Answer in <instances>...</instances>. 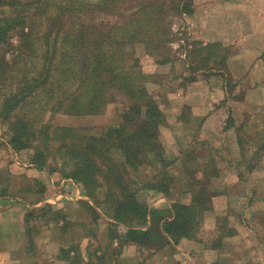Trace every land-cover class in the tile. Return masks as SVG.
<instances>
[{"label":"trees","instance_id":"obj_1","mask_svg":"<svg viewBox=\"0 0 264 264\" xmlns=\"http://www.w3.org/2000/svg\"><path fill=\"white\" fill-rule=\"evenodd\" d=\"M119 1L124 0H0V46L10 44V33L22 32L19 49L12 54L13 60L35 59L29 69L11 70L19 74L20 80L16 83L21 85L15 92L10 90L13 97L21 94L23 101L48 88L43 108L49 113L98 115L113 104L119 107L120 116L117 123L107 125L100 134L47 123L36 126V122L21 120V135L10 136L8 143L16 150H25L28 163L37 171L50 166L47 165L50 157L62 178L81 184L83 194L96 206H107V214L116 222L108 223L109 237L121 245L120 251L126 245L163 249L171 239L193 237L199 215L210 207L212 192L207 180H190L192 198L188 205L173 203L170 208L163 204L150 211L148 203L139 196L141 190L171 195L174 191L171 166L176 159L160 140V128L165 125L166 118L147 88L149 76L134 51L138 41L147 42L138 37L140 30L127 32L119 38L117 32L96 31L92 20L84 25L85 28L75 20L80 19V15L91 19L94 12L116 13ZM153 1L138 4L129 12L130 16L146 14V6L153 11ZM158 7L155 6L160 10ZM168 61L170 59L163 58L156 62ZM7 64V55L0 52V81L4 84ZM10 99L3 103L6 116L10 111L7 109ZM243 140L239 138L242 154ZM185 167L186 172L198 170ZM100 188H103L102 200H98ZM79 203L97 214L88 201ZM46 211L55 213L53 223L65 233L66 218L61 210H54L50 204L28 208L26 223L30 215ZM118 224L130 228L118 232ZM69 243L59 249V257L69 264H77L80 257L71 254L73 243Z\"/></svg>","mask_w":264,"mask_h":264},{"label":"crops","instance_id":"obj_2","mask_svg":"<svg viewBox=\"0 0 264 264\" xmlns=\"http://www.w3.org/2000/svg\"><path fill=\"white\" fill-rule=\"evenodd\" d=\"M191 2L188 21L191 24L190 45L194 46L188 49L183 59L180 57L185 64L180 75L173 77L175 66L171 61L162 64L149 62L143 66V71L147 69L145 71L150 74L153 83L158 82L160 72H163V79L176 82L172 89L168 88L164 92L169 96L170 102H157L166 118L165 125L160 128V140L176 158L171 166L173 175L175 166L182 165L186 171L187 162L184 159L186 154L192 152L191 147L195 149L191 155L197 156L196 160L200 165L207 164L205 154H199V150L203 148L212 150L219 162L214 161L210 173L203 169L188 174L190 180H207L210 184V207L203 214L205 235L198 240L171 239V243L162 249L161 255L166 264H264V235L257 238L254 231L256 227L264 228V222L258 225L264 212V187L261 183L264 181V155L256 159L254 168L247 173L254 177V185L248 184L241 170L236 169L231 162L232 159L239 163L242 159L239 138L252 140L260 133L264 137V0ZM190 54L195 55L192 64L186 66L185 60ZM176 105L179 108L185 107L190 118L183 117L180 111L176 112ZM237 105L244 106L239 114ZM237 115L250 120L244 123L237 119ZM191 117L199 119L198 126H192L189 121L193 120ZM179 131L188 136L182 146L175 139V134ZM200 141L204 146H200ZM26 166L32 165L28 163ZM223 169L227 172V179L223 178ZM224 180H229L232 186L221 192L217 188ZM63 183L77 187L75 190L73 188L75 198L66 193L64 197L70 201L85 200L92 204V200L83 194L74 180L62 178L61 185ZM61 185L58 187L61 188ZM185 188L177 189L168 197L160 194L159 198L170 208L173 203L188 205L192 191ZM47 196L40 197L31 206L38 208L45 205V202H50L51 206L57 203L58 196H50L52 199ZM252 198L259 203L257 206L255 201L250 203ZM21 202L24 209L31 204L22 198ZM22 216L21 213V226L17 228L18 239L15 241V236L12 239L17 246L5 247L0 261L6 264H39L25 249ZM219 217H226L230 233L222 237V241L215 246L206 229H209L208 233H213L218 227ZM16 222L17 220H13L12 223L18 225ZM224 241L232 245L228 252L223 249ZM47 263L67 264L57 255H53Z\"/></svg>","mask_w":264,"mask_h":264},{"label":"rangeland","instance_id":"obj_3","mask_svg":"<svg viewBox=\"0 0 264 264\" xmlns=\"http://www.w3.org/2000/svg\"><path fill=\"white\" fill-rule=\"evenodd\" d=\"M153 2H155V6L159 5L158 9H161L157 10L155 6H153V11H150L147 8L148 6H146V14H142L141 16L137 14L130 16L129 12L134 10L138 4H148L149 0L119 1L116 6V13L109 11L94 12L90 16L91 19L87 20L84 16L80 15V19L75 18V20L81 25V27L86 24L89 25L90 20H92V25L96 31L117 32L116 34L119 38H123L124 34H127V32H137V30H140L137 32V34H139L138 37L144 39L147 43L141 44L138 41L135 44L134 51L136 57L141 61L142 69L143 66L148 65L149 62H152L153 64L157 63L156 61L166 58L170 59L171 63L175 66L173 77H178L181 70L185 67L184 62L180 57L183 59V55H186L188 49L194 46L190 45L191 24H189L188 21V13L190 12L192 2L191 0H154ZM179 8L181 11H178ZM141 19L143 20L142 22H137V20ZM83 28H85V26ZM86 31L89 32L88 29H86ZM10 35V44L7 45V43L0 46V52H4L9 60V64H7L8 66L5 69V84L0 81V242L10 241V243H0V252H2L0 255L4 254L5 247L17 246L15 241L18 239L17 228L21 226L22 213L25 249L33 255L36 263L48 264L47 261L50 260L53 255L59 257V249L62 246L67 247L70 244L69 242H71L73 243L71 254L80 257L77 264H166L167 262L165 263V258H162L161 255L162 249H147L135 245H126L124 247L122 246V250L120 251L121 248L119 247L121 245L117 243L116 239H113V242L109 237L108 223L116 224V222L107 214L106 211L109 210L107 206L101 208L96 206L92 201L91 205L97 212V215L78 201H70V199L64 197V194H70L75 198L74 190L77 189V187L66 183L61 185L62 177L58 172V168H55L54 161L50 157L47 161V165L50 166L43 168V171H37L33 166H26L28 161L27 152L25 150H16L8 143L10 136L14 134L21 135V120L36 122L38 123L36 126H41L42 123H47L52 126L80 128L83 129L82 132L93 134H100L107 125L117 123L120 120L118 111L119 107H116L113 104H109L104 112L98 115L74 116L64 115L62 113H49L48 109L43 108V105L45 104V93L48 88L35 95L29 96L23 101H21V94L13 97L10 90L15 92L17 91L18 86L21 88V85L16 83L20 80V76L18 77L19 74L15 75L11 73V70L19 69L21 72V67L29 69L31 61H34L35 59L32 58L33 60L30 59L27 60V62H21L20 57L13 60L12 54L19 49L17 46L21 44L22 32H12ZM194 55L195 54H190L187 57V61L185 60L186 66L192 64V58H194ZM180 61H182V63ZM200 65L202 67L204 66V64ZM38 67H36V69H38ZM145 70L144 72L149 76L147 88L154 100L160 104H168L170 99L169 96L167 97V94H164V92H166L168 88L172 89L176 82H173V80L168 82L163 79V77H161L163 76V72H160L158 82L153 83L152 77ZM169 77H171V75ZM167 83H170L169 86H167ZM9 97H11V99L9 100L10 103L7 109L10 111L8 116H6L5 111L3 112L2 109L3 103L6 102ZM19 98V102L16 103ZM243 108L244 106L237 105V114H239L240 110L242 111ZM175 111H180V113L183 114L182 116L187 119L190 118L189 111H187L185 107L179 108L176 105ZM236 117L239 120H243L244 123L248 120L241 115H237ZM191 119L193 120L189 121L192 126H198L199 119L192 117ZM32 126L33 125L31 124V129L33 128ZM261 135L263 134H258L257 137H253L252 140L245 139L242 141L244 152L239 163L237 160L231 159L232 165L236 169L241 170L245 181H248L247 183L250 185H254L256 182L253 180L254 177H250L251 173L249 175L247 173L251 170V167L253 168L255 166L256 159L264 155V137ZM259 136H261V138H259ZM175 139L182 146L186 139H188V136L182 131H179L175 134ZM196 140L198 141L197 138ZM201 143L202 141H200V146H204V144ZM257 144H259V146H257ZM191 148L192 152H194L195 149L193 147ZM167 151L174 157L172 151ZM211 151L212 150H207V148L199 150V154L203 153L207 157L205 158V163L207 162V164L204 166L200 165L196 160L197 156L194 157V155H191L192 152L186 154L184 160L187 162V168L192 171L197 170V168L200 171L205 169L206 172L209 171L210 173L214 161L217 160V162H219V158ZM242 161L243 164H241ZM210 162L212 164H210ZM51 169L54 171L51 172ZM224 169L222 170V173H224L223 178L227 179V175H225L227 172L224 171ZM147 172L149 173V170H147ZM147 172L144 171V175L147 176ZM173 172L174 191L185 187L190 189V179H188V174L191 172H186L182 165L175 166ZM249 178L250 180H246ZM138 179H140V176H138ZM261 183L264 187V181ZM60 185L62 186L61 188L58 187ZM77 185L78 188L84 190V187L81 184L77 183ZM199 186L200 185L198 184L197 187ZM230 186H232V183L229 180H224L219 184L217 190L225 192ZM102 191L103 188H100L97 191L99 196L98 200H102L103 198L101 197L103 195ZM214 191H216V189H214ZM47 195L49 196V199L58 196V201L57 203L52 204V208L54 210H61L63 217L66 218L64 223L66 224V222H68V226L65 233L62 232L59 225L53 223V219L56 216L52 211H46L43 214L37 215L32 214L28 218L29 222L26 223L25 221L27 209L34 208L31 205L35 201L40 200V197H45ZM159 195L160 194H155L152 190H141L139 194L140 198L148 203L149 211L152 208L165 204V202L159 198ZM21 198L28 201L26 203H31L28 205V208L24 209L21 205ZM254 201L255 200L252 198L250 203ZM254 203L256 206L259 204L257 201ZM45 204L51 203L45 202ZM233 210L234 209H232V211ZM203 214L204 212L199 215L200 220L198 222L199 224L193 231V239L195 238L198 240L205 235L203 234V231L205 233V230H203ZM9 220L11 223H9ZM13 220H17L16 223H18V225H14L12 223ZM61 221L62 220H60L59 224H61ZM263 222L264 212L258 221V225ZM217 223L218 227L213 233H208L209 229H206L207 234L209 238H212L211 240H213L214 245H218L219 242L222 241V237H226V234L230 233V230L227 227L226 217H219ZM220 226H222V229ZM28 228L31 229V232L28 231ZM129 228V226L124 224H118L117 231L122 232ZM140 228L145 229L146 227ZM254 231L256 232L255 234L257 235V238L260 237V235H264V228L260 229L256 227ZM13 237L15 238L14 242H12ZM28 244L30 245L28 246ZM224 246L223 249L228 252L229 247L232 245L224 241ZM62 260L64 263L69 264L64 259ZM0 264H6V262L0 261Z\"/></svg>","mask_w":264,"mask_h":264}]
</instances>
